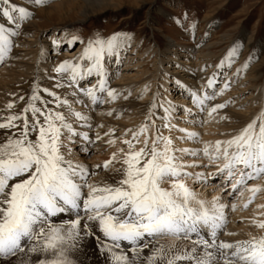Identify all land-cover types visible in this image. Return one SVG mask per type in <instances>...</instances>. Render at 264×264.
<instances>
[{
  "label": "snow or ice",
  "instance_id": "6c2138e0",
  "mask_svg": "<svg viewBox=\"0 0 264 264\" xmlns=\"http://www.w3.org/2000/svg\"><path fill=\"white\" fill-rule=\"evenodd\" d=\"M43 3L0 0V61ZM50 44L53 55L62 47L56 38ZM124 46L120 34L90 38L76 59L52 67V75L38 68L30 93L13 94L0 110V264H264V234L220 238L222 232L235 235L225 230L229 209L236 208L233 197L246 190L250 203L260 191L249 181L264 177V111L214 142L177 127L202 126L205 113L212 117L221 110V121L231 119L227 102L214 101L230 87L233 65H240L236 74L246 70L264 56V47L236 38L199 87L175 78L191 107L154 95L144 122L125 132L130 138L122 140L127 147L120 150V166L97 182L91 178L101 166L74 161L71 154L74 148L89 154L94 142L92 119L83 109L94 111L122 95L110 79ZM40 55L47 63L43 50ZM43 79L54 81L51 89L42 86ZM19 102L23 107L16 111ZM164 129L181 135H164ZM187 142L199 147L178 146ZM111 162L102 167L109 169ZM189 181L212 185L216 195L207 199ZM252 223L264 233V220Z\"/></svg>",
  "mask_w": 264,
  "mask_h": 264
},
{
  "label": "rangeland",
  "instance_id": "374dc122",
  "mask_svg": "<svg viewBox=\"0 0 264 264\" xmlns=\"http://www.w3.org/2000/svg\"><path fill=\"white\" fill-rule=\"evenodd\" d=\"M59 1L48 0L34 8L33 18L29 20V23L34 22L36 27L32 28L28 26L29 24L26 25L28 27L25 29V33L13 38L12 50L27 52L30 49V51H34V54L39 55L43 50L45 56H49L52 54V49H45L47 48L45 42L56 38L62 45L58 49L59 61L62 62L67 57H71L69 59L78 57L90 38L94 39L98 36L107 39L113 34H120L125 46L120 51L118 67L114 65L112 68L110 84L120 85L127 80L134 85L135 90L137 88L142 90H139L135 96L146 94L147 97L142 96L141 98L143 103L152 101L153 96L159 93L174 105L191 107V101L186 99L185 95L180 93L175 86V78L181 77V73L173 75L174 70L181 71L183 70L181 67H186L185 63H191L190 69L193 73L202 74L199 76L206 78L208 74L213 73L219 61L227 55L226 49L234 39L239 38L248 47L255 46L257 49L264 47V0H112L108 4L100 6L99 10L91 8L88 11L80 6L83 3L82 0H77V7L69 9L68 13L64 12L59 15L53 13L49 17L41 13V10L47 5ZM17 2L29 5V0H17ZM175 20H179L184 27H180L174 22ZM27 40L28 43L30 41L28 45L25 42ZM73 40L76 43L69 48L68 43ZM36 50L38 51L36 52ZM247 51L246 47L244 55H247ZM240 59L242 60L243 56ZM175 60L181 62L178 67L174 63ZM36 61L37 59L34 61L35 69H33L35 75L37 69H40L39 65H35ZM239 66V64H234L231 69L232 73H229L232 77L230 88L226 90V94L229 95L224 92L220 98L217 96L216 100L219 98L224 103L229 101L227 103L228 110L235 108L234 110L237 112L242 113L243 111L247 119H254L260 114V106L264 101V56L253 61L246 70L236 74V69ZM201 69L204 71L201 72ZM169 77L174 79L170 80ZM117 79L121 80L120 83ZM130 79L132 82L128 81ZM235 83L238 87H235L237 85L231 86ZM231 88L237 89L232 93L230 92L232 90H229ZM26 92L30 93L28 90L22 95ZM167 93L169 94L167 95ZM257 93H259L260 99L254 100L253 97ZM180 98L184 101H180ZM122 100L125 101L124 97ZM216 100L215 102H217ZM219 114L223 115L221 113L213 114V118L208 117L205 113L203 119L206 122L202 126L192 127L191 130L198 131L201 136L203 135L200 137L202 140L209 134L216 133L218 136V133L221 135L232 132L231 130H235L241 125L236 128L230 127L231 129L228 128L226 131L220 130L219 126L221 127L223 121L219 119ZM231 122L230 120L224 121L225 125ZM141 124L142 122H139L136 128L138 129ZM185 125L189 127L191 124L182 123V126ZM234 126L236 125L234 124ZM201 128L203 129L201 130ZM167 132L164 135H169ZM190 143L187 142L186 147H199V145ZM94 145V142L89 145V153H95L98 150L93 148ZM103 154L105 151L101 155ZM78 155L79 158L86 156L81 152ZM89 163L86 161L85 164L89 165ZM195 191L203 193L204 188ZM235 199L236 196L233 197V200L237 203ZM261 204L262 202L258 199H252L245 208H237V212L243 213L244 216L249 212L256 215L258 211H262L259 209ZM234 211L233 215L236 214ZM230 218L231 216H228V219Z\"/></svg>",
  "mask_w": 264,
  "mask_h": 264
},
{
  "label": "bare ground",
  "instance_id": "6f19581e",
  "mask_svg": "<svg viewBox=\"0 0 264 264\" xmlns=\"http://www.w3.org/2000/svg\"><path fill=\"white\" fill-rule=\"evenodd\" d=\"M47 1L48 0H44V3H46ZM109 1H112V0H82L83 3H81L80 6L87 9L86 11H88L91 8L95 9V10H99L100 6L104 5L105 3L108 4ZM112 6H114V5H112ZM73 7H75V8L77 7V0H60L59 2H55V3L53 2L49 5H47L45 8H43V10H41V13H43L44 15L49 17L53 13L58 14V15L61 13H64V12L66 13L69 9H73ZM102 8H104V7H102ZM24 25H25V27H23L22 35L25 33V31H26L25 29L28 26H31L32 28L36 27V24L34 22L29 23V21L25 22ZM26 25H28V26H26ZM25 42L27 43V45L30 43V41L28 43V40ZM22 46H24V45H22ZM45 46L47 47L45 49L51 48L50 42L49 41L45 42ZM37 51L38 50H36V52ZM58 51L59 50H56L55 55L51 54L49 56H45L47 58V63H42L41 61L43 58L41 57V55L36 54V53L34 54V51H30V49H28L27 52L26 51L16 52L15 50H11L9 56L5 60L0 61V64H1L0 65V110H2L4 108V106L9 101L15 99V96L13 94L22 95L25 91H28V90L30 91L31 82L36 78V75L33 72L34 71L33 69H35L34 68L35 67L34 61L36 59H37V61H36L35 65L40 66V71L43 72L45 69H47L49 72V75H52L51 68L54 67L56 64L61 62V61H59L60 53ZM61 56H63V55L61 54ZM69 58H71V57H69ZM69 58L67 57L65 60L72 61V60L76 59L77 57H74L73 59H69ZM174 63L177 65V67L179 66V64H181V62H178V60H175ZM185 64H186L185 65L186 67H183V68L181 67V69H183V70H181V71L180 70H178V71L174 70L172 72V74L174 75L177 73H179V74L181 73V77H178V79L181 78L180 80L182 82L186 83L187 85H193L196 83H197V85L199 83L198 86L202 85L205 82L206 78L200 77L202 74L201 75L199 74L200 76L196 75L197 74L196 72H195L196 74H194L192 69H190L192 67L191 63H189V64L185 63ZM167 69L168 68L166 67V70ZM204 75H206V74H204ZM207 76H210V74H208ZM202 78H204V79H202ZM131 80L132 79H130L128 81H131ZM120 81H119V83H120ZM122 82H123V80H122ZM124 82H123V84H120V85H116V84H112V83L110 84L112 87L117 88L122 93V95L115 102L108 104V105H103V106L98 105V106H96L95 110L91 111V112H89L87 108L83 109L85 114H88L91 116L92 123H93V131H92L91 135H92L93 141L95 143L93 148L94 149L97 148L98 150L95 153L92 152V153L87 154L83 158H79L78 154L80 153V151L78 150V148H74V150L71 154V158L74 161H80L82 163H86V161L87 162L89 161L90 163L88 166H90V167L96 166V165L101 166L100 168L96 169L97 175L91 178L93 181L99 182V181L107 178L111 174V169L113 167H119L120 166V162H121L120 150L122 148H124L126 150V147H127L126 145H124L122 143V140L130 138V135L126 136L125 132L127 129H137L136 127L139 124V122H142V123L144 122L145 115L147 112V106L152 102V101H149L148 103H143L144 101H141V98H142V96L147 97L146 94L145 95L138 94L135 96V94H137L140 89L138 90V88H137V90H135L136 88L134 89V85L127 82V80H125ZM53 83H54V81H50L47 79L41 80L42 86L49 87L50 89L52 88ZM237 83H239V82H237ZM221 85H222V82H221ZM235 85H237V84L235 83L234 85H231V86H235ZM235 87H238V85ZM236 89L237 88H235V89L231 88L229 90H232L230 92L234 93V90H236ZM217 90L219 91V88H217ZM226 90H228V88ZM226 90H225V94H226ZM57 91H59L62 94L67 90L66 89H60ZM140 91H142V90H140ZM128 93H131V95H133L135 97L134 98L128 97L129 99H125V101L122 100L125 95L126 96L128 95ZM260 93H263V92H260ZM168 94L169 93H167V95ZM226 95H229V94L227 93ZM219 98H220V96H219ZM219 98L216 101L218 103H224L223 101L221 102L220 101L221 99L219 100ZM253 98H254V100L258 99L259 93H257L255 95V97H253ZM180 101H184V100H181V98H180ZM236 103H238V101H236ZM22 107H23V102H19L16 106V111H19L20 108H22ZM76 107H77V110H81L80 106H76ZM234 107H236V106H234ZM260 107H261V112L264 111V101L262 103V106H260ZM110 109L115 110V113L112 116L107 115V112ZM234 109L228 110V107H227V112L231 114V119H229V120H230V122L231 121L232 122L228 125H225L224 121L221 122L222 123L221 127L219 126L220 130L222 129V130L226 131L230 127L236 128L241 123L251 120L249 118L248 119L246 118L247 116H246V114L243 113V111L241 113V112L235 111ZM161 112H162V110H161ZM219 113H221L223 115L226 114L225 110H221ZM180 118L182 119V116ZM182 123L183 122L178 123L177 127L178 128L184 127V128H187L188 130L192 129V125H189V127H187V125L182 126ZM226 124H227V122H226ZM234 124L236 126H234ZM97 125H100V127H97ZM110 129H115V131L112 132L111 136L105 135V133L109 132ZM202 129L203 128H201V130ZM163 131L165 134V132L168 130L164 129ZM231 131H233V130H231ZM95 133L100 134L99 140L95 139ZM167 134H168V132H167ZM169 134H171L173 137H177L180 135V133L175 131V130H173V132L169 133ZM202 136L200 134V137H202ZM205 136L206 135L204 134V137ZM222 138H224V137L219 135V133H218V136L216 135V133H213L211 135L209 134L208 136H206L202 140L214 142L216 139H222ZM109 140H111L112 143H109ZM190 144H192V143H190ZM186 145H187V143H178V146H181V147H186ZM104 151H105V154L101 155ZM113 153L116 154L115 157H113ZM106 160L112 161L110 166H109V169H107V170L102 167L104 164V161H106ZM102 169H104V171H102ZM211 169L215 170L214 168H208L207 171L211 172L212 171ZM197 171H203V169H197ZM249 182H250L249 185H251V186L252 185H258L260 188V191H258L256 193V195L253 197V199H258V201L262 202V204L259 206V209H262V211L259 212L258 210H256V211H258V213L256 215L251 214L252 212H249V214L245 215V216L243 215V213H241L242 215L239 214L237 212L238 211L237 208H240V209L245 208V205L249 203L248 199H247L249 193H247L246 190L237 193L236 199H235L237 201L236 208L234 209L235 210L234 211L230 207L229 212H228V216L229 217L231 216V218L228 219V217H227V225H226V229H225L227 232L235 233V235L226 236L222 232L220 234L221 239H224L227 241H234L237 239H247L251 235H257L258 236V235L264 234V233H261V231L258 230L255 227V225L252 223L253 220H256V221L264 220V214H263L264 213V177H261L260 179H256L255 181H249ZM189 183L193 185L194 190H196V189L198 190L201 188V186L199 184L193 183L192 181H189ZM217 191H218V189H217ZM200 194L205 196L207 199L210 200L212 196L216 195V192H213L212 191V185H209L207 188H204V192L203 193L200 192ZM233 211L236 214L233 215ZM244 214H245V212H244ZM161 242H164V241H161Z\"/></svg>",
  "mask_w": 264,
  "mask_h": 264
}]
</instances>
